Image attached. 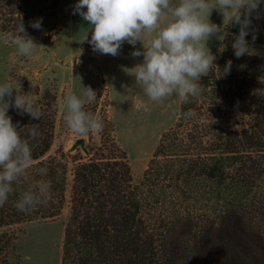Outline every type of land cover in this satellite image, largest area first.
Instances as JSON below:
<instances>
[{"label":"trees","instance_id":"obj_1","mask_svg":"<svg viewBox=\"0 0 264 264\" xmlns=\"http://www.w3.org/2000/svg\"><path fill=\"white\" fill-rule=\"evenodd\" d=\"M130 6L120 20L132 33L118 41L141 24ZM0 32L13 43L41 27L20 0H0ZM13 78L20 96L0 114V227L56 215L69 185L66 153L49 154L55 88ZM104 125L92 155L74 159L61 264H264V0L230 18L138 183L107 115ZM11 240L1 232L0 250Z\"/></svg>","mask_w":264,"mask_h":264},{"label":"rangeland","instance_id":"obj_2","mask_svg":"<svg viewBox=\"0 0 264 264\" xmlns=\"http://www.w3.org/2000/svg\"><path fill=\"white\" fill-rule=\"evenodd\" d=\"M41 32L9 43L0 32V114L20 96V73L57 93L54 139L68 160L66 201L56 215L0 227L12 240L0 264H61L74 159H86L114 126L138 183L180 102L225 43V26L247 0H20ZM140 4L133 39L120 18ZM132 21L131 13H128ZM96 104V105H95ZM84 139L87 151L78 144Z\"/></svg>","mask_w":264,"mask_h":264},{"label":"water","instance_id":"obj_3","mask_svg":"<svg viewBox=\"0 0 264 264\" xmlns=\"http://www.w3.org/2000/svg\"><path fill=\"white\" fill-rule=\"evenodd\" d=\"M78 144H80L83 149L87 151V148L84 146V139L81 137L76 140V142L72 145L71 149L75 148Z\"/></svg>","mask_w":264,"mask_h":264}]
</instances>
